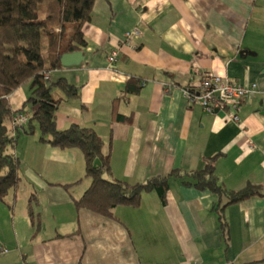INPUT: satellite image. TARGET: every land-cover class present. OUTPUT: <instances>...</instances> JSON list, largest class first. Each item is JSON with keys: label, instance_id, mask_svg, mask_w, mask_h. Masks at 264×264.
<instances>
[{"label": "crops", "instance_id": "crops-1", "mask_svg": "<svg viewBox=\"0 0 264 264\" xmlns=\"http://www.w3.org/2000/svg\"><path fill=\"white\" fill-rule=\"evenodd\" d=\"M82 36L83 61L50 73L78 96L62 95L57 129L95 132L104 179L162 178L168 190L112 217L78 209L92 182L83 153L20 131L10 153L22 178L0 199L2 264H264V196L227 204L191 177L211 164L228 191H264V0H95ZM201 71L256 85L238 124L188 105ZM31 93V82L16 89L10 110L30 118Z\"/></svg>", "mask_w": 264, "mask_h": 264}, {"label": "trees", "instance_id": "trees-1", "mask_svg": "<svg viewBox=\"0 0 264 264\" xmlns=\"http://www.w3.org/2000/svg\"><path fill=\"white\" fill-rule=\"evenodd\" d=\"M95 0H0V199L20 184V162L10 153L16 134L32 135L37 128L39 141L60 149H78L85 158L86 177L90 187L75 203L106 217L120 206L138 207L143 193L155 191L163 201L168 190L167 179L156 178L146 184L130 185L123 181H108V156L102 153V140L92 129L70 126L56 127V113L63 97L75 98L77 89L64 79L53 81L45 74L60 69L64 54L77 52L84 46L82 27L89 23ZM31 82L32 93L25 104L35 108L26 125L11 127L12 112L7 98L16 89ZM24 114V113H23ZM98 159L100 166L94 169ZM196 186L227 198V204L238 203L264 191L248 186L240 191H228L213 175L207 164L202 172L192 174Z\"/></svg>", "mask_w": 264, "mask_h": 264}, {"label": "built area", "instance_id": "built-area-1", "mask_svg": "<svg viewBox=\"0 0 264 264\" xmlns=\"http://www.w3.org/2000/svg\"><path fill=\"white\" fill-rule=\"evenodd\" d=\"M139 36L134 30L125 34L126 41H132ZM117 52H111L108 60L110 64L116 62ZM50 74H45L48 79ZM257 93L255 84L243 87L237 82L230 81L223 75L208 71H201L198 76L196 90H184L183 95L189 106L198 105L204 112H223L228 120L234 124L240 122V112L243 102ZM28 117L23 113L16 114L10 124L12 128L26 125ZM5 249L0 247V253ZM192 264H198L193 262Z\"/></svg>", "mask_w": 264, "mask_h": 264}, {"label": "water", "instance_id": "water-1", "mask_svg": "<svg viewBox=\"0 0 264 264\" xmlns=\"http://www.w3.org/2000/svg\"><path fill=\"white\" fill-rule=\"evenodd\" d=\"M83 61V56L81 52H74V53H68L64 54L60 58V63L64 67H72V66H78ZM100 166V162L98 159H96L93 162V168L96 169Z\"/></svg>", "mask_w": 264, "mask_h": 264}, {"label": "rangeland", "instance_id": "rangeland-1", "mask_svg": "<svg viewBox=\"0 0 264 264\" xmlns=\"http://www.w3.org/2000/svg\"><path fill=\"white\" fill-rule=\"evenodd\" d=\"M11 151H12V149H10V152ZM22 171H23V169H22V167H20V171H19L20 178H22ZM84 184H86V183H84ZM0 236L2 237V232H1ZM0 264H2V253H0Z\"/></svg>", "mask_w": 264, "mask_h": 264}]
</instances>
